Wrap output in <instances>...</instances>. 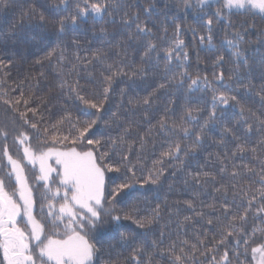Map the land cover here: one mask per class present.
Wrapping results in <instances>:
<instances>
[{"label":"snow or ice","instance_id":"snow-or-ice-1","mask_svg":"<svg viewBox=\"0 0 264 264\" xmlns=\"http://www.w3.org/2000/svg\"><path fill=\"white\" fill-rule=\"evenodd\" d=\"M14 5L15 0H0V43L17 51L47 49L33 63L43 67L55 61L60 96L89 118L73 117L65 109L41 130L28 114L42 120L39 109L47 101L41 98L36 108L30 107L34 94L24 93L25 84L38 85L39 80L26 77L11 89L20 95L4 102L24 125L38 135L42 132L43 139L33 145L21 127L13 136L22 149L19 158L7 143L0 147V264H96L105 243L128 254L120 258L118 253L104 264H264V155H257L258 147L264 149V83L257 90L250 79L264 81V51L249 54L245 47L250 31L246 21L264 20V0H180L177 7L194 10L206 29L199 34L191 28L193 39L202 50L218 53L212 67L220 70L211 78L189 71L190 54L181 39L184 26L173 16L169 40L168 18L161 25L152 18L157 11L154 0L146 6L139 0H31L19 8V18L10 21L6 13L14 11ZM234 15L244 23L234 24ZM101 21L117 26L111 31L104 25L97 28ZM221 21L232 31L231 38L218 45L214 25ZM260 37L264 46V32ZM13 64L11 58H0V70ZM96 65L101 69L98 80L92 73L88 76L99 86L89 91L80 84V70ZM6 77H0V87ZM124 82L127 87L114 103L115 86ZM141 86L147 95H129ZM245 97L258 98L259 110L243 102ZM161 98L164 102L158 104ZM192 99L199 103L192 104ZM217 128L220 139L211 143L221 151L208 153L203 165L188 171L190 161L210 146V133ZM156 133L163 137V150L149 167L146 153L151 141L155 154ZM254 134L261 137L255 144L250 140ZM8 136L0 127V138L7 141ZM250 153L251 163L243 162ZM26 165L31 169L26 171ZM108 173H122V182L110 184ZM178 174H183L186 189H199L190 199L174 202L183 203L193 215L180 218L178 207L161 225L159 203L148 215H140V205L149 203L143 193L155 192L153 199H159L164 181ZM129 198L131 204L117 207ZM250 216L261 221L251 231ZM200 223V229L193 227Z\"/></svg>","mask_w":264,"mask_h":264},{"label":"trees","instance_id":"trees-1","mask_svg":"<svg viewBox=\"0 0 264 264\" xmlns=\"http://www.w3.org/2000/svg\"><path fill=\"white\" fill-rule=\"evenodd\" d=\"M31 0H15L14 5V11H9L6 13L7 18L11 20H15L19 18V8L26 7L27 3H30ZM133 3H136V0H132ZM140 4L147 5L150 0H139ZM156 4L157 11L153 15V19L157 22L158 25H161L162 22L165 21V18L167 17V27H168V38L171 40L172 33H173V27L174 25L171 22V18L173 16L176 17V23H181L184 26V32L181 35V39H183L188 46V51L190 54V68L189 71L192 72L193 75L199 71L201 74H207L210 78L212 75V72L219 71L220 69H213L212 67V60L215 58V55L218 53L215 52H209L206 49H203V46H201L198 41L193 39V34L191 32V28L198 29L199 34H203L206 32V29L203 27V21H197L195 19L196 12L192 9H189L188 12H184L181 7H177V5H180V0H154ZM194 2V0H193ZM167 5V7H165ZM132 11H136L135 8L131 9ZM215 10V4L212 5L211 11ZM207 11V10H206ZM211 11H209V15H211ZM143 18V17H142ZM208 16H203V20H206ZM232 22L234 24H241L244 23L243 17L238 16H232ZM118 24V21H117ZM89 25H91V22H89ZM101 25L106 26L110 31L113 27H116L117 25L113 24H104L103 21L98 23L96 25L97 28H99ZM4 27H7V25H4ZM245 27H248L250 29L248 36L246 37L248 43L245 45V47L248 50L249 54L255 53L258 50L264 51V46L260 43V34L261 32H264V20H260L258 17L248 18L245 24ZM156 31V35L160 36L162 35V32ZM231 29L227 27L226 21H221L219 24L214 25V43L220 44L225 38H231ZM87 40H91V35L89 34L86 37ZM54 46V45H53ZM99 44H93L92 47H98ZM45 51L47 49L37 50V49H27L26 51H17L16 49L12 48L10 44L5 45L3 43H0V58L2 59H13L14 64L10 68H6L3 70H0V77L4 76V73H7V83L0 87V127H5L9 131V136L7 141H4L2 138H0V147L4 143H7L9 146L10 151L12 154H14L15 158H19L17 156V152H22V149L19 148L16 144H14L13 136L16 134V130L20 129L21 127L24 128V130L29 132V135L32 137L31 143L33 145H36L40 140L43 139V133L41 132L39 135L28 128L26 125L23 124V120L20 119L17 112H15L12 107L8 104H6L5 100H10L15 97H18L20 95L19 91H11L12 88L16 86V84L20 81H24L26 77H36L39 80V84L37 85L35 81L32 82L31 85L25 84L24 86V93L25 95H28L29 92L34 94V102L30 104V107L36 108L37 105L40 104L41 98H44L47 103L46 105H42L39 109L40 115L43 117V119H40V116L33 117L31 113L28 114V119L33 123H38V126L42 130L47 125L54 123L56 120H58L61 116L64 115V110L67 109L72 113L73 117L79 116L81 119H87L89 117H84L80 114V112L76 111L75 104L68 101L67 98H62L60 96L59 90L55 87V84L58 81V71L56 68V62L53 61L52 64H48L47 62L44 64L43 67L39 65H35L33 62L34 60L38 59L40 56H43ZM221 51H224V48H221ZM15 53V54H14ZM14 54V55H13ZM81 55H84L85 53L82 51L80 53ZM197 54L199 56V59H197ZM227 58V57H226ZM115 59V57H113ZM138 62V60H137ZM230 64L225 65V68L229 67ZM67 70V68H66ZM101 71L99 65H96L94 68L89 67L88 69H81L80 70V84L85 86L89 91L95 90L98 88V83H93L92 77L88 76V73H92L94 77H99V72ZM43 72L44 75L41 77L39 74ZM225 75H227V72H225ZM256 77L259 76V73L257 72L255 74ZM73 78H75V74H73ZM252 83H254L257 86V90L259 89V86L264 83V81H261L259 78H252ZM116 92H115V99L114 103L119 101V91L122 88L127 87V83H117ZM141 88H136L134 91H130V96L135 95H147L146 91H143ZM148 91H151V88L148 89ZM4 92H7V95H4ZM200 93H196L195 96H200ZM211 93H208L206 98L210 99ZM252 97H255V92H253ZM163 98L159 100L157 103L162 104ZM249 107H252L254 111L259 110L260 103L258 98H248L245 97L244 101ZM184 101L181 100V104H183ZM192 104L199 103L196 99H192ZM201 107L204 105L201 103ZM155 107V106H154ZM24 106H20V111H24ZM115 108H113V111ZM162 114V112H161ZM139 115V113H138ZM207 115V112L204 113V116ZM108 117L105 116V119ZM10 119L12 121L11 124H6V120ZM152 123H155V120L152 121ZM145 128L148 127L147 124L144 125ZM67 128V125L65 126ZM220 129L217 128L215 132L210 133V139L208 141V144L210 146H206L205 150L198 154L193 160L190 161V167L187 169L188 171H196V165L200 164L203 165L205 163V159L208 156V153L210 152H217L221 151L220 148L216 147L211 143L213 139L219 140L220 136L218 135ZM156 142H157V149L155 154L152 152L151 147V141L149 142L148 151L146 153V160L145 163L151 167L152 160H155L159 156V152L163 149L159 147V141L163 139L159 135V133L155 134ZM259 134H254L250 137V140L253 144H255L258 140H260ZM257 155H264V149L258 147L257 148ZM252 154H249V157H246L243 162L245 163H251L250 157ZM240 160L235 161V163H240ZM31 165L26 167V171L31 169ZM259 165H257V168ZM205 170H208L207 168ZM140 175V173H137ZM29 175L31 176V172L29 171ZM108 177L110 178L109 183H120L122 182V173H108ZM167 175V173H166ZM255 179V177H253ZM184 176L183 174H178L175 178L169 176V178L164 181L163 187L159 190V199L154 200L153 197L156 195L155 192H147L143 193V196L147 197L148 204H141L139 208V214L140 215H148L151 208L155 207V204L159 203L162 206V220L160 221V224H165L169 219V212L175 211L178 207L180 209L179 216L182 218L183 216H191L193 213L191 211L185 210V205L183 203L177 205L174 202L175 201H184L191 198V192L192 191H198L199 189L196 188H188L186 189L183 185ZM171 186V187H170ZM258 186V185H257ZM155 187V186H154ZM201 199L211 200V197H205L202 196ZM132 198L127 199L124 202L118 203L117 207L124 208L126 204H131ZM165 204H167V207H163ZM199 210V209H197ZM171 219L173 221L176 220L175 216H172ZM128 224H131V222H126ZM260 220L253 221L251 216L249 218V231H251V226L253 224H260ZM132 227H135L132 225ZM196 229H200L202 227V223L195 224L193 226ZM193 227H189L187 229L189 238L192 237ZM171 230L176 229V224L173 222L170 226ZM164 231H168L169 229H163ZM212 233H209L211 235ZM175 238V237H173ZM183 238V237H181ZM260 242V234L257 233V237L255 240V243ZM111 243H115V241H111ZM168 241H165V245L167 246ZM254 246V245H253ZM120 254V258H123L128 253L124 249L117 246L115 250H111L108 248V244L105 243L104 250L98 255L96 259V264H104L105 261L109 259H116L117 254ZM202 259V258H201ZM243 259V257H241ZM163 264V262H162ZM235 264V262H234Z\"/></svg>","mask_w":264,"mask_h":264},{"label":"rangeland","instance_id":"rangeland-1","mask_svg":"<svg viewBox=\"0 0 264 264\" xmlns=\"http://www.w3.org/2000/svg\"><path fill=\"white\" fill-rule=\"evenodd\" d=\"M5 122H6V124H11V123H12V121H11L10 119H7ZM10 152H11V151H10ZM11 153H12V152H11ZM13 155H14V154H13ZM27 166H29V165H26V167H27Z\"/></svg>","mask_w":264,"mask_h":264}]
</instances>
